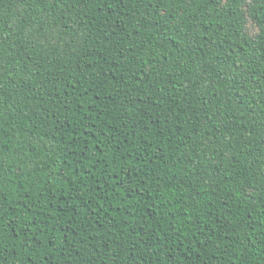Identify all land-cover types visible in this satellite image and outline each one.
Instances as JSON below:
<instances>
[{
  "label": "trees",
  "instance_id": "16d2710c",
  "mask_svg": "<svg viewBox=\"0 0 264 264\" xmlns=\"http://www.w3.org/2000/svg\"><path fill=\"white\" fill-rule=\"evenodd\" d=\"M0 264H264V0H0Z\"/></svg>",
  "mask_w": 264,
  "mask_h": 264
}]
</instances>
